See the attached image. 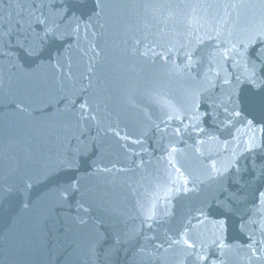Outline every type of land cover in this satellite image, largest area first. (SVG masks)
<instances>
[{"label":"water","instance_id":"1","mask_svg":"<svg viewBox=\"0 0 264 264\" xmlns=\"http://www.w3.org/2000/svg\"><path fill=\"white\" fill-rule=\"evenodd\" d=\"M0 264H264V0H0Z\"/></svg>","mask_w":264,"mask_h":264}]
</instances>
